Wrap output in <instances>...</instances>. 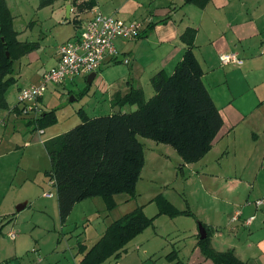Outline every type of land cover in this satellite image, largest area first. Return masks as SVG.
<instances>
[{"label": "rangeland", "instance_id": "1", "mask_svg": "<svg viewBox=\"0 0 264 264\" xmlns=\"http://www.w3.org/2000/svg\"><path fill=\"white\" fill-rule=\"evenodd\" d=\"M65 2L6 0L17 40L38 44L35 51L48 61L44 62L45 69L51 64L49 56H55L57 48L79 31L72 19L66 18ZM117 41L118 53L123 45H134L129 40ZM124 61L130 64L128 56L124 55ZM21 63L14 66L16 84L6 93L9 108L0 110V138L4 141L0 148V264H78L81 260L79 245L89 249L111 223L136 209L154 220L125 245L126 259H130V263L140 260L142 264L187 262L194 248H199L200 226L211 230V224L218 222L227 227V220L240 199L257 193L256 188L244 185L237 188L226 184L222 178L245 173L251 182L264 158V136L258 140V145L246 132L236 140L224 139L219 147L210 149L200 161L189 165L183 164L170 146L139 137L144 164L134 195L115 196V208L111 211L100 197L85 200L76 204L66 222L61 224L55 189L45 177L51 162L42 140L61 135L80 124L79 110L89 118L117 112L118 108L111 107V99L125 88L128 91L131 87L140 89L148 100L153 95L151 75L146 71L135 72L128 63L113 61L103 64L91 85L78 77L72 83L49 86L38 108L42 113L55 110L57 121L39 137L38 132L25 127L21 115L13 111L17 107L19 87L26 83L19 77ZM133 110L126 106L122 112ZM210 174L224 177L216 180ZM159 196L177 210L188 211L193 216L171 217L166 213L156 216L160 208L155 198ZM23 204L26 207L17 212L16 208ZM10 233L14 234V240L8 238ZM169 255H174L171 260ZM113 259L103 264H113Z\"/></svg>", "mask_w": 264, "mask_h": 264}, {"label": "trees", "instance_id": "2", "mask_svg": "<svg viewBox=\"0 0 264 264\" xmlns=\"http://www.w3.org/2000/svg\"><path fill=\"white\" fill-rule=\"evenodd\" d=\"M208 2L184 0V5L203 9ZM93 6L88 0L77 5V10L83 12ZM12 20L6 0H0V110L8 109L6 93L17 81L13 76L15 64L38 48L37 43L17 40ZM80 21L72 23L78 27ZM167 21L168 18L148 24L147 28L151 30ZM195 32L189 28L179 37L185 49L172 74L167 76L159 71L150 78L151 98L146 100L140 89L131 87L124 95L112 96L111 107L118 108L117 112L89 118L79 110L80 124L43 142L51 162L45 177L55 189L61 224L66 222L74 206L85 200L100 197L111 211L115 208V196L134 195L144 164L139 137L170 146L185 165L197 163L210 151L223 121L202 82L203 72L192 51ZM117 60L114 61L117 63ZM126 106L134 110L122 112ZM22 119L29 121L27 127L37 132L57 121L55 110L43 112L35 119ZM155 199L160 208L156 216L164 213L171 217L193 216L188 211L177 210L161 196ZM153 220L154 217L147 218L141 209L124 215L111 223L89 249L82 244L78 246L81 255L78 264H103L110 258H119L125 245L151 226ZM202 226L206 238L198 239V246L204 258L213 264H244L232 251H212L211 230ZM173 256L168 258L171 260Z\"/></svg>", "mask_w": 264, "mask_h": 264}, {"label": "crops", "instance_id": "3", "mask_svg": "<svg viewBox=\"0 0 264 264\" xmlns=\"http://www.w3.org/2000/svg\"><path fill=\"white\" fill-rule=\"evenodd\" d=\"M65 1V6L70 7L69 19L72 21L88 19L98 11L125 23L141 24V37L129 40L133 46L123 45L118 58L124 60V55L128 56L131 69L140 73L146 71L150 78L159 71L172 74L185 49L179 37L186 29H194L192 51L203 72L202 82L223 121L211 149L219 147L224 139L236 140L243 132L256 144L264 136V0H209L203 9L184 5V0H91L93 8L83 12L77 10V5L88 0ZM166 18V23L155 25L151 30L147 28L148 24ZM38 52L30 53L19 61L22 62L19 77L26 82L19 89L37 83L44 73L55 67L57 52L55 56H49L51 64L47 69L44 62L48 61H44L46 58ZM228 54L236 55L241 64L222 65L220 57ZM127 91L125 88L120 94ZM13 111L19 113L17 107ZM20 118L27 127L29 121ZM40 135L44 132L38 133ZM52 137L57 136L42 141ZM3 143L0 138V148ZM244 175L222 179L237 188L241 185L256 188L257 193L240 199L227 220V227L220 226L218 222L211 224L209 244L215 253L232 251L244 264H264V158L251 182ZM210 176L216 180L224 177ZM257 202L261 204L256 205ZM235 216L236 221H233ZM123 252L121 259H113V264H142L140 260L135 263V259L130 263V259H126L127 249ZM180 264L213 263L204 258L200 248L195 247L189 260L180 261Z\"/></svg>", "mask_w": 264, "mask_h": 264}, {"label": "built area", "instance_id": "4", "mask_svg": "<svg viewBox=\"0 0 264 264\" xmlns=\"http://www.w3.org/2000/svg\"><path fill=\"white\" fill-rule=\"evenodd\" d=\"M78 28L79 31L73 38L57 48L58 60L55 67L44 73L37 83L19 89L17 109L21 117L35 119L42 113L38 103L49 86L59 87L74 82L78 77L86 80L91 74L97 75L103 64L118 58L115 47L117 40H133L141 33V24L125 23L114 17H106L98 11L90 18L81 20ZM122 62L128 63L124 60ZM220 62L222 65L241 64L234 54L222 55ZM38 133L42 134V131ZM260 204L261 202L256 203ZM236 217L233 221H236ZM8 238L14 240L15 236L10 233Z\"/></svg>", "mask_w": 264, "mask_h": 264}, {"label": "water", "instance_id": "5", "mask_svg": "<svg viewBox=\"0 0 264 264\" xmlns=\"http://www.w3.org/2000/svg\"><path fill=\"white\" fill-rule=\"evenodd\" d=\"M69 13H70V7L67 6V7H66V18H67V19H69ZM6 56L8 57V54H6ZM121 61H122V58H118V61H117V62H121ZM95 77H96L95 74H91V75H89V76L87 77V79H86V83H87L88 85H91L92 82L94 81ZM25 206H26L25 204L18 206V207L16 208V211H17V212H20L22 209L25 208ZM205 238H206V232H205L204 228H203L202 226H200V227H199V239H200V240H203V239H205Z\"/></svg>", "mask_w": 264, "mask_h": 264}]
</instances>
